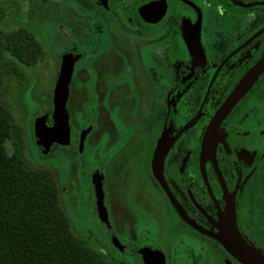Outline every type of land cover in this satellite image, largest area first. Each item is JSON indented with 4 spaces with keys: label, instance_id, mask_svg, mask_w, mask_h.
<instances>
[{
    "label": "flooded vegetation",
    "instance_id": "af4514ba",
    "mask_svg": "<svg viewBox=\"0 0 264 264\" xmlns=\"http://www.w3.org/2000/svg\"><path fill=\"white\" fill-rule=\"evenodd\" d=\"M38 42L29 78L50 53L57 83L71 60L67 145L53 173L74 234L106 264H242L210 237L234 200L242 237L264 255V71L219 121L214 116L264 57V0H1ZM41 110L34 117L48 115ZM34 120V119H33ZM87 130L81 142V135ZM170 144L153 169L158 140ZM95 147V149H94ZM103 188L107 223L99 217ZM126 205V206H125Z\"/></svg>",
    "mask_w": 264,
    "mask_h": 264
},
{
    "label": "trees",
    "instance_id": "16d2710c",
    "mask_svg": "<svg viewBox=\"0 0 264 264\" xmlns=\"http://www.w3.org/2000/svg\"><path fill=\"white\" fill-rule=\"evenodd\" d=\"M37 48L31 33L0 28V264H106L72 231L50 171L34 168L24 155L6 82L15 60L34 61Z\"/></svg>",
    "mask_w": 264,
    "mask_h": 264
},
{
    "label": "water",
    "instance_id": "95a60500",
    "mask_svg": "<svg viewBox=\"0 0 264 264\" xmlns=\"http://www.w3.org/2000/svg\"><path fill=\"white\" fill-rule=\"evenodd\" d=\"M71 68L72 64L70 58L68 56L63 57L60 75L52 94L53 108L50 116L52 120L51 126L47 125L48 115L37 116L32 122L34 144L38 152L42 155L49 154L51 147L54 144H68L70 129L68 123V113L65 105L68 98ZM263 71L264 57L244 75L233 92L215 114L213 124L209 129L207 139L203 145L204 152H208L211 147V134L213 133V129L252 87ZM85 133H87V130L82 133L81 142L83 141V135ZM169 145L170 144L164 137H161L158 140L157 148L153 154L152 160L154 170L161 168L163 154ZM95 192L99 217L103 223H107V213L103 203L104 193L101 183L95 182ZM216 230V233H211L210 237L219 243L239 262L242 264H264V255L248 243L238 230L234 200L227 199L225 201L224 211H221L218 215ZM139 254L142 257L144 264H163V258L160 253H156L150 249H143L139 252Z\"/></svg>",
    "mask_w": 264,
    "mask_h": 264
},
{
    "label": "rangeland",
    "instance_id": "374dc122",
    "mask_svg": "<svg viewBox=\"0 0 264 264\" xmlns=\"http://www.w3.org/2000/svg\"><path fill=\"white\" fill-rule=\"evenodd\" d=\"M0 5L4 6L5 3H0ZM1 8L2 6H0ZM18 26H21L18 15H0L1 29L8 31ZM30 73L29 78H24L22 81L9 79L6 82V98L21 128L25 142V158L34 168L48 169L53 176V173L57 172L60 162L57 154L53 152L47 157H41L30 137V122L35 118L34 115L40 113L41 110L48 111L50 109L54 83V61L51 54L49 53L47 58ZM12 149L10 142H7L6 151L8 155L12 154Z\"/></svg>",
    "mask_w": 264,
    "mask_h": 264
}]
</instances>
